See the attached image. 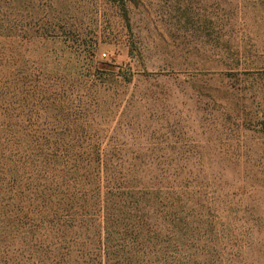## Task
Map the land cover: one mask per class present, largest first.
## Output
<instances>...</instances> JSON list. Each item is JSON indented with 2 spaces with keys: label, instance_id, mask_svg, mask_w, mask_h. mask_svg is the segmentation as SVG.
Wrapping results in <instances>:
<instances>
[{
  "label": "rangeland",
  "instance_id": "1",
  "mask_svg": "<svg viewBox=\"0 0 264 264\" xmlns=\"http://www.w3.org/2000/svg\"><path fill=\"white\" fill-rule=\"evenodd\" d=\"M0 264H264V0H0Z\"/></svg>",
  "mask_w": 264,
  "mask_h": 264
}]
</instances>
